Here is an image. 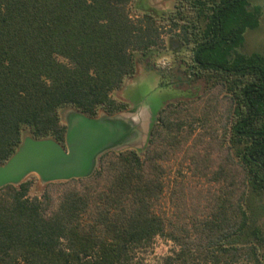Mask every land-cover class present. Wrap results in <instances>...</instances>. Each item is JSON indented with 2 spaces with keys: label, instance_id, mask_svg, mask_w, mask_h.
I'll return each instance as SVG.
<instances>
[{
  "label": "trees",
  "instance_id": "16d2710c",
  "mask_svg": "<svg viewBox=\"0 0 264 264\" xmlns=\"http://www.w3.org/2000/svg\"><path fill=\"white\" fill-rule=\"evenodd\" d=\"M140 1L0 0V163L27 129L65 143L64 107L126 109L113 93L139 58L172 85L155 60L185 51L183 73L206 83L162 108L145 150L41 193L37 176L0 188V264H264V53L243 51L262 7ZM159 238L169 251L148 259Z\"/></svg>",
  "mask_w": 264,
  "mask_h": 264
},
{
  "label": "water",
  "instance_id": "95a60500",
  "mask_svg": "<svg viewBox=\"0 0 264 264\" xmlns=\"http://www.w3.org/2000/svg\"><path fill=\"white\" fill-rule=\"evenodd\" d=\"M61 116L67 125L65 143L54 137L38 138L25 130L20 146L0 163V188L10 184L18 187L31 176H37L43 188L52 182L90 177L109 151L145 150L159 113L128 106L91 116L68 106L61 110Z\"/></svg>",
  "mask_w": 264,
  "mask_h": 264
},
{
  "label": "rangeland",
  "instance_id": "374dc122",
  "mask_svg": "<svg viewBox=\"0 0 264 264\" xmlns=\"http://www.w3.org/2000/svg\"><path fill=\"white\" fill-rule=\"evenodd\" d=\"M140 2L141 4L136 6L139 10L150 6L159 11H169L175 5V0H141ZM254 3L262 7L261 24L259 28L247 32L243 51L264 53V0H255ZM186 55L185 51L174 55L169 50L160 53L155 60L159 68L174 78L172 85H162L158 70L148 66L144 58H139L135 75L127 79L124 85L113 93V96L118 100L126 101L130 107L147 108L153 115L160 113L169 102L198 99L205 92L206 83L204 80L189 79L183 73L185 64L181 60H186ZM177 74L182 79L177 78ZM43 189L37 181L32 193H41ZM260 204L263 206L261 214L262 222H264V200ZM169 249L170 243L159 238L156 240L154 250L147 254V257L155 259L167 253Z\"/></svg>",
  "mask_w": 264,
  "mask_h": 264
}]
</instances>
